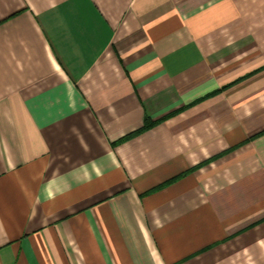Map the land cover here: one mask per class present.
Segmentation results:
<instances>
[{
  "label": "crops",
  "instance_id": "0c3cea01",
  "mask_svg": "<svg viewBox=\"0 0 264 264\" xmlns=\"http://www.w3.org/2000/svg\"><path fill=\"white\" fill-rule=\"evenodd\" d=\"M0 264H264V0H0Z\"/></svg>",
  "mask_w": 264,
  "mask_h": 264
},
{
  "label": "trees",
  "instance_id": "16d2710c",
  "mask_svg": "<svg viewBox=\"0 0 264 264\" xmlns=\"http://www.w3.org/2000/svg\"><path fill=\"white\" fill-rule=\"evenodd\" d=\"M153 125H154V123H151V122L148 121V122L146 123V125H145V127H144V129H143L142 131H144V130L150 128V127L153 126ZM142 131H140V132H142Z\"/></svg>",
  "mask_w": 264,
  "mask_h": 264
}]
</instances>
